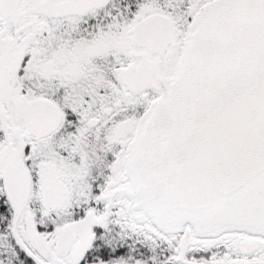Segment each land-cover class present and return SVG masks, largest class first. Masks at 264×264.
<instances>
[{
    "label": "snow or ice",
    "instance_id": "snow-or-ice-1",
    "mask_svg": "<svg viewBox=\"0 0 264 264\" xmlns=\"http://www.w3.org/2000/svg\"><path fill=\"white\" fill-rule=\"evenodd\" d=\"M0 264H264V0H0Z\"/></svg>",
    "mask_w": 264,
    "mask_h": 264
}]
</instances>
